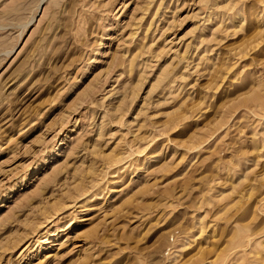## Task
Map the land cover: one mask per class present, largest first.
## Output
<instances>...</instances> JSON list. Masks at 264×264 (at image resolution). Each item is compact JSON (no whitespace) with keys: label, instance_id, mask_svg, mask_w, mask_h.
<instances>
[{"label":"rangeland","instance_id":"1","mask_svg":"<svg viewBox=\"0 0 264 264\" xmlns=\"http://www.w3.org/2000/svg\"><path fill=\"white\" fill-rule=\"evenodd\" d=\"M0 264H264V0H0Z\"/></svg>","mask_w":264,"mask_h":264}]
</instances>
